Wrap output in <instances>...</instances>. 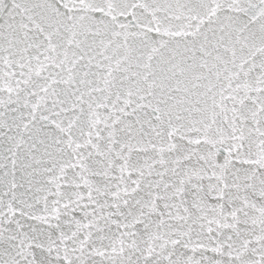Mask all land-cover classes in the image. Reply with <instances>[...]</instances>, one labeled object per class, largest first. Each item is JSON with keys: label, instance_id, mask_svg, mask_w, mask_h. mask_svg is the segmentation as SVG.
I'll list each match as a JSON object with an SVG mask.
<instances>
[{"label": "snow or ice", "instance_id": "1", "mask_svg": "<svg viewBox=\"0 0 264 264\" xmlns=\"http://www.w3.org/2000/svg\"><path fill=\"white\" fill-rule=\"evenodd\" d=\"M0 264H264V0H0Z\"/></svg>", "mask_w": 264, "mask_h": 264}]
</instances>
